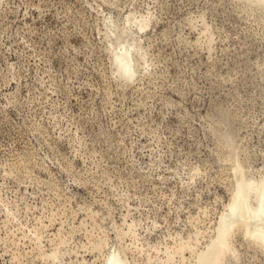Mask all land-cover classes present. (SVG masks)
<instances>
[{"label":"rangeland","instance_id":"1","mask_svg":"<svg viewBox=\"0 0 264 264\" xmlns=\"http://www.w3.org/2000/svg\"><path fill=\"white\" fill-rule=\"evenodd\" d=\"M238 180L264 188L263 0H0V264H196Z\"/></svg>","mask_w":264,"mask_h":264},{"label":"bare ground","instance_id":"2","mask_svg":"<svg viewBox=\"0 0 264 264\" xmlns=\"http://www.w3.org/2000/svg\"><path fill=\"white\" fill-rule=\"evenodd\" d=\"M145 27L146 22L143 21L140 28ZM129 51L119 53L121 55L115 60L119 76L124 80H131L134 76ZM250 186L252 187L251 184L238 180L226 211L218 220L215 237L207 249L198 255L196 264H225L231 249L230 238L239 230L250 241L264 246V188H255L259 189L255 191ZM252 191H254L253 195ZM106 264L129 263L121 257L120 253H114L108 257Z\"/></svg>","mask_w":264,"mask_h":264}]
</instances>
